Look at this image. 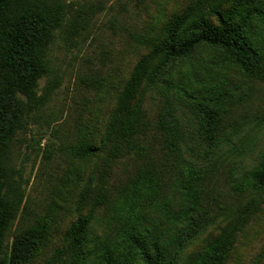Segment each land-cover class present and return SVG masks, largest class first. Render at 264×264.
<instances>
[{"label": "rangeland", "instance_id": "1", "mask_svg": "<svg viewBox=\"0 0 264 264\" xmlns=\"http://www.w3.org/2000/svg\"><path fill=\"white\" fill-rule=\"evenodd\" d=\"M175 1L63 0L62 24L48 53L52 71L33 91L38 97L55 85L39 106L27 95H17L22 112L6 138L5 168L20 204L4 252L12 249L17 232L26 236L37 220L47 215L54 216L51 237L30 264H45L64 244L71 222L79 216L74 195L78 157L72 147L85 133H102L134 65L147 51L134 36L145 33L154 23L158 29L163 9L172 7ZM85 5L93 6L89 22L85 28L70 32L71 19ZM253 24L249 37L264 54V19H256ZM168 77L167 82L143 91L148 115L154 124L163 123L176 140L178 153L173 152L171 158L180 156L181 164L183 157L197 163L205 174L206 186L216 191L226 207L236 209L255 199L258 206L238 233L227 263L255 264L264 246V195L249 183V177L264 159V81L247 76L221 48L205 44L172 65ZM203 107L224 118L221 122L226 126L220 137H228L219 144L208 141V115L201 111ZM132 162L123 159L115 167L109 184L116 186L113 195L130 182L138 169ZM156 191L154 205L145 206V214L150 218L147 224L161 233L167 224L157 205L171 199L177 206L180 196L170 186H157ZM209 218L214 223L207 224L185 248L187 260L206 245L215 231L232 221L216 206ZM117 228L113 204L100 207L86 243V250L91 251L90 264H106L98 254V246L113 240Z\"/></svg>", "mask_w": 264, "mask_h": 264}, {"label": "trees", "instance_id": "2", "mask_svg": "<svg viewBox=\"0 0 264 264\" xmlns=\"http://www.w3.org/2000/svg\"><path fill=\"white\" fill-rule=\"evenodd\" d=\"M180 1L163 9L158 29L154 23L145 33L134 36L147 51L134 65L102 133H85L72 147L78 157L74 195L79 216L71 222L64 244L45 264H90L91 251L86 250L90 226L97 210L111 204L118 232L113 240L98 246L104 263L227 264L238 233L258 206L255 199H250L243 207H226L216 191L206 186L205 174L197 163L183 157L181 164L180 156L172 159V153H178L176 140L163 123H153L142 95L146 88L167 82L172 65L203 44L221 48L247 76L264 81V54L249 37L254 21L264 19V0ZM63 8V0H0V264H30L52 234L54 216L47 215L37 220L26 236L17 232L12 249L4 252L20 204L8 179L4 155L6 138L22 112L17 95H27L39 106L55 85L38 97L33 91L52 71L49 47L62 24ZM91 13L93 6L77 10L69 31L85 28ZM201 111L208 115L209 143H221L228 137H220L226 126L221 122L224 118L216 117L209 107ZM127 158L138 169L130 182L113 195L116 186L109 185L110 179L115 167ZM249 183L264 195V159L251 172ZM157 186H170L180 196L177 206L171 199L157 205L167 224L161 233L147 224L150 218L145 214V206L154 205ZM214 206L220 214L230 215L232 221L215 231L206 245L187 260V245L207 224L214 223V219L209 221ZM255 261L264 264V246Z\"/></svg>", "mask_w": 264, "mask_h": 264}]
</instances>
